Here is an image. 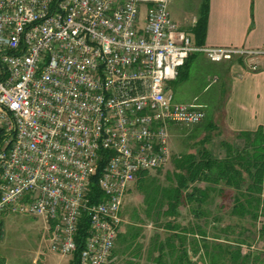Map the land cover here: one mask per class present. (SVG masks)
I'll list each match as a JSON object with an SVG mask.
<instances>
[{
  "label": "built area",
  "instance_id": "2783aa9c",
  "mask_svg": "<svg viewBox=\"0 0 264 264\" xmlns=\"http://www.w3.org/2000/svg\"><path fill=\"white\" fill-rule=\"evenodd\" d=\"M170 0H0V218H39L49 250L107 264L130 184L170 155L169 127L204 118L169 87L192 53L242 58L264 51L195 45ZM110 151L90 202L99 150Z\"/></svg>",
  "mask_w": 264,
  "mask_h": 264
},
{
  "label": "rangeland",
  "instance_id": "374dc122",
  "mask_svg": "<svg viewBox=\"0 0 264 264\" xmlns=\"http://www.w3.org/2000/svg\"><path fill=\"white\" fill-rule=\"evenodd\" d=\"M192 0H170L169 12L178 13L183 6L190 7ZM194 56L188 61L186 67L187 77L178 79L171 84V90L175 101L186 102L194 95V101L190 103H201L202 96L214 88L212 77L207 88L208 91L202 89L204 79L202 77L205 71L211 72L214 70V64H211L200 54ZM226 61V60H225ZM242 58H234L226 62H242ZM184 75V73H183ZM182 75V77H183ZM208 76H211L209 74ZM181 77V78H182ZM203 80V82H202ZM211 86V88H210ZM204 118L199 123L193 125L173 124L169 127V160L161 167L148 170L138 175L126 191L123 205L121 209V226L122 229H133L135 235L138 234V229H146V225L158 226L165 225L168 229H175L181 237L179 242L188 243L192 253V261L197 264H209L207 258L203 256V243L208 241L199 233L183 232L184 228H193L199 225L201 230H204L207 235L217 234L222 245H228L226 239L230 241L231 250L236 248L234 245L237 239H243L244 243L240 246L242 253H246V264H264V241L257 236V227L264 222V195H261V209L258 219L253 224L249 218H237L230 215V208L233 203V198L237 194L232 187L224 185L222 182L208 184L204 181H196L193 185L204 188L210 186L207 190V198L202 202L187 201L183 195L180 203L176 207V213H166L167 201L162 198L164 188L174 187L176 184V174L182 173L175 166V159L187 153H195L201 147H208L210 152L220 158L223 155L221 141L228 142L234 146H240L241 139L235 136H220L215 129L208 128L206 117V106L203 108ZM225 139V140H224ZM245 183L248 182L245 173ZM187 188L182 191L188 192L192 184L188 183ZM203 209L206 216L198 218L191 212V209ZM170 218V219H169ZM218 218L222 226H229L225 231L224 226L220 227L217 221L212 223V219ZM169 220V221H168ZM171 220V221H170ZM0 258L6 259L7 264H43L42 254L36 252H45L48 248V242L44 238V229L39 218L26 215L8 214L0 218ZM255 225V226H254ZM195 228V227H194ZM125 232H118L111 257L115 252L116 245L120 240L125 239ZM137 240V239H136ZM49 250V249H48ZM50 251V250H49ZM228 257V256H227ZM225 256L224 259H219L217 264H232ZM69 258L60 256L59 254L50 251L46 256V264H68ZM68 259V260H67ZM124 264L137 263L136 259L125 258ZM165 264H169L168 260H163ZM108 262L107 264H109ZM111 264V263H110ZM240 264V263H239Z\"/></svg>",
  "mask_w": 264,
  "mask_h": 264
},
{
  "label": "crops",
  "instance_id": "0c3cea01",
  "mask_svg": "<svg viewBox=\"0 0 264 264\" xmlns=\"http://www.w3.org/2000/svg\"><path fill=\"white\" fill-rule=\"evenodd\" d=\"M191 3H193L192 6H183L178 13L173 11L170 16L178 24L179 30L194 40L191 28L196 23L203 0H192ZM202 46L264 51V0H207V18ZM197 54L209 61L201 53H192L190 59L198 56ZM209 62L214 64V70L203 73L202 89L205 91L208 87L209 77H212L211 81L215 86L202 96L200 101L203 104L198 102L203 108L206 106L205 118H208L206 124L208 128L215 129L220 136L225 137H236L239 132L255 131L258 127H261L264 132V55L257 57L255 70H251L245 60L230 63ZM187 71L188 68L180 79L187 77ZM209 74L211 76H208ZM177 80L170 81V89L171 84ZM208 90L209 88L206 89ZM196 96L198 95H194L184 103L194 101ZM215 223L222 226L220 220ZM145 228L138 229V234L135 235L133 229H122L120 224L119 232H125L126 237L116 245L115 252L112 257L110 255L108 262L124 264L123 260L128 256L132 260L136 259L138 264H159L158 261L165 259L171 264L178 253L179 242L175 237L177 231L168 229L165 225L151 226L149 224ZM206 239L213 240L210 235L206 236ZM184 247L187 257L192 260L188 243ZM48 249L45 252H36L43 255L41 260L43 264H46V256L51 251ZM60 256L63 257V255ZM4 264H7L6 259Z\"/></svg>",
  "mask_w": 264,
  "mask_h": 264
},
{
  "label": "trees",
  "instance_id": "16d2710c",
  "mask_svg": "<svg viewBox=\"0 0 264 264\" xmlns=\"http://www.w3.org/2000/svg\"><path fill=\"white\" fill-rule=\"evenodd\" d=\"M207 18V0H203L196 23L191 28L194 36V44L202 46V37ZM191 55L185 60L184 64L178 69L176 79H180L184 73ZM237 139H241L240 146H234L228 142L221 141L223 148V155L218 158L215 157L207 148L201 147L195 153H187L175 159V166L182 173H177L176 184L174 187L164 188L162 198H166L167 209L166 213H176V207L180 203L182 195L187 201L202 202L207 198V190L210 186L204 188L193 185L196 181H204L206 183L214 184L222 182L228 187L234 188L237 194L233 198V203L230 208V215L237 218L247 217L254 224L258 219L261 209V195H264V132L261 127L255 131H242L236 135ZM110 151L99 150V159L94 175L90 178L88 197L90 202H96L102 199V192L99 190L97 181L102 169L106 163ZM143 171L141 173H144ZM245 173L248 182L245 183ZM191 183V189L188 192L182 191L187 188V184ZM191 212L198 218L199 216H206L203 209H191ZM212 221H219L218 218ZM1 226V222H0ZM255 226V225H254ZM195 227V228H194ZM193 228H184L183 232L199 233L204 239L206 234L201 230L199 225ZM229 226H225V231ZM187 232V233H188ZM257 236L264 241V222H262L256 229ZM88 233V219L82 216L78 224L77 233L74 237L76 247L73 251L68 264H79V255L84 246V242ZM178 242L181 238L177 233L175 234ZM214 239H218V235H211ZM207 240V239H206ZM208 240L203 243V256L208 259L209 264H217L219 259H224L225 256L232 264H246V253H242L240 246L244 243L243 239H237L234 249L233 245L226 239L228 245H222L219 241ZM168 253V252H167ZM160 260V259H159ZM159 264H165L164 261H158ZM0 264H4V260L0 258ZM171 264H197L187 257L186 248L179 242L178 253Z\"/></svg>",
  "mask_w": 264,
  "mask_h": 264
}]
</instances>
